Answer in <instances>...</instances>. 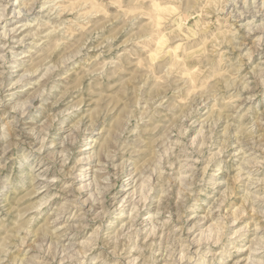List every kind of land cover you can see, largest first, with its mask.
Returning a JSON list of instances; mask_svg holds the SVG:
<instances>
[{"label":"clouds","instance_id":"clouds-1","mask_svg":"<svg viewBox=\"0 0 264 264\" xmlns=\"http://www.w3.org/2000/svg\"><path fill=\"white\" fill-rule=\"evenodd\" d=\"M110 4L111 0L107 5L96 0H0V60L4 59V49L13 51L18 44L24 45L21 51H13L14 58L28 57L36 62L16 84H23L29 76L34 77L33 83L42 82L40 91L24 110L0 99V112L10 114V118L0 116V264H264V51H259L264 48L260 42L264 38V0H220L218 12L225 21H232L227 38L222 41L229 49L222 56L227 68L221 73L222 80L212 75L219 66L214 69L213 62L202 52L208 43L203 31L207 27L205 21L212 23L208 13H217L210 0H145V14L152 23L145 29L142 46L149 52L163 40L168 46L161 51L159 62L149 63L146 59L142 67L152 76L153 64H157L156 70L161 72L159 88L167 90L173 83L178 85L175 97L176 106L181 109V115L176 117L179 124L193 123L194 114H206L214 116L218 123L226 118V127L232 132L221 142L219 138L213 141V130L206 129L205 142L185 141L177 145L178 151L164 154L158 144L141 139L145 122L151 121L161 107H168L167 98L158 96L138 98L126 106V131L113 137V155L126 163L128 189L148 174L154 176L162 194L170 195L179 179V202L186 203L196 185H208L205 174L213 169L215 183L208 185L213 192L217 183L224 186L229 178L232 186L239 189L243 204L238 215L221 214L216 218L219 228L209 234L207 223L193 208V222L186 228L160 225L116 236L109 224L88 219L94 208L81 211L86 203L95 205L97 197L93 160L74 176L90 198L81 199L76 208L70 207L55 227L40 223L45 214L40 201L51 200L57 194L49 195L40 183L44 145L32 126L33 117L47 110L53 89L58 90L59 74L52 77L48 69L64 52L61 43L50 59H37L44 51L41 36L58 34L72 40L76 33H82V49L97 26L96 10ZM158 8L167 12L157 16ZM68 15L73 18L67 19ZM22 17L29 22L22 23ZM107 22L110 21L105 13L99 23ZM20 32L25 34L17 40L13 34ZM253 32L260 36L246 45L243 37H250ZM233 45L240 50L238 56H234ZM73 55L74 64L83 59L80 51ZM62 123L66 126L68 120ZM194 123L200 124L198 116ZM106 127L107 120H103L95 128L78 129L83 133V143L78 140L72 147H90L93 138L101 137V129ZM169 131L175 135L172 129ZM59 143L63 149L64 143ZM81 159L87 161L88 157L82 155ZM227 161L231 163L225 166ZM221 170L225 175L219 174ZM113 186L110 180L109 187ZM106 191L99 192V196ZM219 199L223 206L227 197L222 193ZM89 229L92 242L83 239Z\"/></svg>","mask_w":264,"mask_h":264},{"label":"rangeland","instance_id":"rangeland-1","mask_svg":"<svg viewBox=\"0 0 264 264\" xmlns=\"http://www.w3.org/2000/svg\"><path fill=\"white\" fill-rule=\"evenodd\" d=\"M96 2L107 5L109 0H96ZM210 2L217 9V13H208L212 23L205 21L207 27L203 31L206 33L208 43L204 44L202 52L209 61L213 62L214 69L219 66L218 71H213L212 75L216 76V80H222L221 73L227 71L222 56L229 50L222 41L227 38L228 26L232 21H225L223 14L218 12L220 0H210ZM144 3L145 0H111L110 6L97 9L99 13L95 17L97 26L89 33L90 38L82 49V33H76L72 40H66L58 34L41 36V40L44 41V51L37 59H50L61 43L64 46L63 55L54 60L48 69L52 77L59 74L58 90L53 89L47 110L33 117L35 123L32 126L41 144L44 145L41 155L45 159L41 165L40 183L49 190V195L57 194L51 200L44 198L40 201L44 205L45 213L41 217V224L55 227L57 221L70 207L76 208L81 199L87 201L90 198L85 196V188L75 182L74 176L93 160L96 172L93 174V179L97 186L99 184L100 186L94 187V191L97 192L95 205L86 203L81 211L84 212V208L90 209V207L88 211H93L94 208V214L88 219L96 224H109V230L116 236L121 235L122 232L130 235L132 230L143 232L160 225L169 228L173 225L186 228L193 222L190 219L193 208L201 221L207 223V231L211 234L213 229L219 228L216 218L224 213L236 216L241 209L243 200L239 198V189L232 186L231 178L224 186L217 183L215 192L208 186L215 183L212 176L213 169H208L205 174L208 185H196L186 203L179 202V193L182 190V181L179 179L172 186L170 195L162 194V189L156 187L154 176L148 174L141 177L138 185L132 189L127 188L126 163L113 155V137L116 133L126 131L124 110L138 98L142 100L155 99L158 96L167 98L165 103L168 107H161L151 121L145 122L141 137L150 144H158L164 154L178 151L177 145L185 141L190 140L193 144L205 142L206 129L213 130V141L219 138L221 142L232 132L231 128L226 127L228 124L226 118H222L218 123L214 116L206 114H194L191 117L193 123L185 122L184 126L179 124L176 117L181 115V109L176 106L177 97H175L178 85L173 83L167 90L159 88L157 85L161 72L156 70L157 64H153L152 76H148L142 67L146 59L149 63L159 62L161 51L168 46L166 40L155 45L151 52L146 50V46H142L145 29L152 23L145 14L147 10L143 7ZM155 11L157 16H160L166 13L167 9L158 8ZM105 13L110 22L101 24L99 21L104 19ZM66 18L73 17L68 15ZM21 22L29 21L22 17ZM24 34V32L14 33L17 40ZM259 36V32H253L250 37L244 36L243 42L246 45L251 44ZM260 42L264 43V38H260ZM23 48L24 45L18 44L13 51L19 52ZM233 49L234 56H238L240 50L234 45ZM3 51L4 59L0 60V99L8 101L19 110H24L40 91L42 82L33 83L32 76L27 77L23 84L18 85L16 81L25 71H31L36 61L28 57L17 59L14 58L13 51L7 49ZM78 51L83 55V59L74 64L73 54ZM259 51H264V48ZM230 59L235 63L234 57ZM77 108L79 110L74 111ZM0 116L10 118L9 112H0ZM197 116L199 125L194 123ZM109 117L111 119H108ZM65 120H68L66 126L62 123ZM103 120H107V127L101 129L103 133L101 137L93 138L90 147L84 149L79 145L76 148L72 147L78 140L83 143V133L78 129L95 128L97 123ZM169 129H172L175 135ZM61 141L65 145L63 149L60 148ZM82 155H86L88 160H81ZM230 163L231 161H227L225 166ZM219 174L225 175L223 170ZM232 175L235 176V173ZM49 180L53 182L48 183ZM110 180L114 184L113 187H109ZM102 186L104 188H101ZM29 187H32L31 183ZM225 187L228 188L227 193ZM104 190H107L106 194L99 196L98 193ZM231 192H237V195H231ZM222 193L227 199L223 206H220L219 198ZM84 214L87 216L86 212ZM198 224L199 221L197 226ZM83 239L92 242L90 229Z\"/></svg>","mask_w":264,"mask_h":264},{"label":"bare ground","instance_id":"bare-ground-1","mask_svg":"<svg viewBox=\"0 0 264 264\" xmlns=\"http://www.w3.org/2000/svg\"><path fill=\"white\" fill-rule=\"evenodd\" d=\"M14 35V34H13ZM15 36V35H14ZM16 37V36H15ZM22 46V45H21ZM1 74H3V73H1ZM2 76V75H1ZM93 142V141H92ZM106 145V144H105ZM115 158V157H114ZM82 160V159H81ZM115 160V159H114ZM97 171V170H96ZM92 172H93V174H94V172H95V166L93 167V169H92ZM96 173V172H95ZM101 177V176H100ZM93 178H94V176H93ZM144 178V177H143ZM148 179V178H147ZM94 180V179H93ZM144 183V182H143ZM96 185L95 186H97V183H95ZM98 186H100V184L98 185ZM97 186V187H98ZM84 188V187H83ZM101 188H104V186H102ZM99 189H100V187H99ZM86 190V189H85ZM99 194V193H98ZM129 196V195H128ZM126 198V197H125ZM98 200V199H97ZM102 200V199H101ZM123 201V200H122ZM122 201H121V203H122ZM131 201V200H130ZM120 202V201H119ZM135 203V202H134ZM133 204V203H132ZM85 206V205H84ZM92 206V205H91ZM100 207H101V205H100ZM99 207V208H100ZM90 209H91V207H90ZM89 208H88V210H90ZM237 211V210H236ZM60 218V217H59ZM211 226V225H210ZM219 226V225H218Z\"/></svg>","mask_w":264,"mask_h":264}]
</instances>
